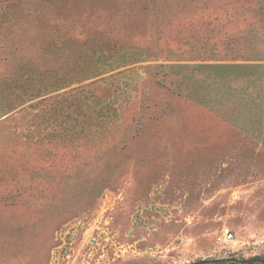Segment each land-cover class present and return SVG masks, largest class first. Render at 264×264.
Wrapping results in <instances>:
<instances>
[{"label": "rangeland", "instance_id": "rangeland-1", "mask_svg": "<svg viewBox=\"0 0 264 264\" xmlns=\"http://www.w3.org/2000/svg\"><path fill=\"white\" fill-rule=\"evenodd\" d=\"M258 255L264 0H0V264Z\"/></svg>", "mask_w": 264, "mask_h": 264}, {"label": "trees", "instance_id": "trees-1", "mask_svg": "<svg viewBox=\"0 0 264 264\" xmlns=\"http://www.w3.org/2000/svg\"><path fill=\"white\" fill-rule=\"evenodd\" d=\"M247 261L248 262L249 261H253V262H256L258 264H264V256L258 255V256H255V257H253V258H251V259H249ZM204 263H205V261H197V262H192V263H189V264H204Z\"/></svg>", "mask_w": 264, "mask_h": 264}, {"label": "built area", "instance_id": "built-area-1", "mask_svg": "<svg viewBox=\"0 0 264 264\" xmlns=\"http://www.w3.org/2000/svg\"><path fill=\"white\" fill-rule=\"evenodd\" d=\"M224 236H225L226 238H231V237L233 236V234H232V232H231L229 229H226V230L224 231Z\"/></svg>", "mask_w": 264, "mask_h": 264}]
</instances>
